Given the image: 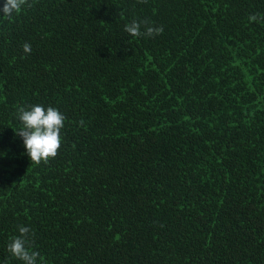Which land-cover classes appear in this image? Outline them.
<instances>
[{"label":"trees","instance_id":"1","mask_svg":"<svg viewBox=\"0 0 264 264\" xmlns=\"http://www.w3.org/2000/svg\"><path fill=\"white\" fill-rule=\"evenodd\" d=\"M252 14L264 0L0 12V264H23L8 251L18 226L37 264H264V21ZM133 19L163 33L133 37ZM37 104L66 117L47 164L16 133L18 109Z\"/></svg>","mask_w":264,"mask_h":264},{"label":"clouds","instance_id":"2","mask_svg":"<svg viewBox=\"0 0 264 264\" xmlns=\"http://www.w3.org/2000/svg\"><path fill=\"white\" fill-rule=\"evenodd\" d=\"M144 2V0H140ZM27 0H5L0 12L4 18L11 19L13 13H19ZM31 7V5H28ZM250 22L264 21V15L252 14L248 17ZM144 31H141V29ZM124 31L133 37H153L163 33L162 26H153L147 20L133 19L125 24ZM25 53L31 52V45H23ZM18 117L21 127L16 131L22 137L27 155L31 162L40 164L43 161L48 163L50 158H55L61 146V129L64 127L66 117L54 107L43 105H28L18 109ZM82 123V122H81ZM19 235L14 236L8 244V251L15 258L23 261V264H37L39 252L33 250L34 233L29 227L18 226Z\"/></svg>","mask_w":264,"mask_h":264}]
</instances>
